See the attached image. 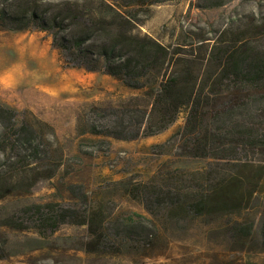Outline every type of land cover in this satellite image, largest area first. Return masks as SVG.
<instances>
[{
	"label": "trees",
	"instance_id": "16d2710c",
	"mask_svg": "<svg viewBox=\"0 0 264 264\" xmlns=\"http://www.w3.org/2000/svg\"><path fill=\"white\" fill-rule=\"evenodd\" d=\"M163 1L0 0V28L49 30L67 66L110 74L131 88L147 87L153 72L161 76L157 85L146 89L144 107H99L108 121L102 127L93 122L89 130L135 140L162 132L185 113L183 126L156 147L171 143L181 150L178 156L200 160L204 166H161L158 180L121 181L134 198L167 206L179 215L206 216L246 207L255 195L252 185L264 172V45L257 43L264 39V16L253 22L238 17L235 29L224 30L209 52L191 59L181 57L178 46L137 30L139 8ZM51 151L35 123L0 103V199L23 186L19 175L44 167L40 176H54L59 163ZM70 190L82 205L32 203L5 224L42 236L63 224L86 225V252L111 257L133 248L142 254L161 233L140 213L120 217L113 210L97 209L82 185L72 184ZM234 230V237L250 238L256 227L250 223ZM12 255L0 235V260Z\"/></svg>",
	"mask_w": 264,
	"mask_h": 264
},
{
	"label": "rangeland",
	"instance_id": "374dc122",
	"mask_svg": "<svg viewBox=\"0 0 264 264\" xmlns=\"http://www.w3.org/2000/svg\"><path fill=\"white\" fill-rule=\"evenodd\" d=\"M221 1L167 0L142 6L137 30L178 46L181 57L203 56L224 30L235 29L238 17L253 22L264 16V0H225L218 6ZM257 43L264 45V39ZM160 79L153 72L147 87L131 88L110 74L67 66L49 30L0 28V103L18 110L21 118L46 134L59 163L52 177L40 176L44 167L19 175L23 186L0 199V235L13 253L0 264H264V172L251 187L255 195L248 206L206 216L179 215L167 206L134 198L120 182L158 180L161 166L166 170L204 166L200 160L178 156L181 150L171 143L156 147L183 126L185 113L162 132L135 140L90 132L93 122L102 127L108 121L100 116L99 107H144L146 89ZM72 184L82 185L97 209L113 210L120 217L137 212L153 220L160 235L142 254L133 248L111 257L86 252V225L63 224L42 236L5 224L32 203L82 205L70 190ZM250 223L256 227L253 237H234L236 227Z\"/></svg>",
	"mask_w": 264,
	"mask_h": 264
}]
</instances>
